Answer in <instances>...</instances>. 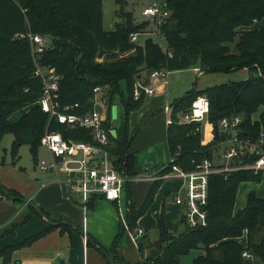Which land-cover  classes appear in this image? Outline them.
Returning <instances> with one entry per match:
<instances>
[{"label": "trees", "instance_id": "trees-1", "mask_svg": "<svg viewBox=\"0 0 264 264\" xmlns=\"http://www.w3.org/2000/svg\"><path fill=\"white\" fill-rule=\"evenodd\" d=\"M116 3L119 5L116 14L121 20L106 29L103 0H0V142L7 133L13 134L10 152L14 163L19 160V149L24 144L29 145L33 159L38 162L41 139L47 130L60 131L66 139L94 143L90 130L73 129L51 119L38 104L43 86L35 76V59L27 38L30 33L51 40L39 60L61 75L59 94L64 106L78 103L77 113L92 110L94 88L100 86L107 99L105 126L109 128L110 111L117 101L120 103L124 119L116 128L117 138L111 136L108 147L113 164L120 171L136 173L135 157L130 152L133 136L129 119L143 105L145 95L135 99L134 86L137 81L148 82L157 69L173 71L199 64L206 73H231L245 68L251 73L247 79L200 90L194 85L172 101L168 144L174 160L169 164L192 170L194 161L214 159L216 146L228 137L219 124L225 116L241 114L243 135L258 140L264 133V26H252L264 18V0H160L168 15L158 26L150 19L137 21L134 13L125 8L127 0ZM133 33L138 35L135 42L131 40ZM154 34L165 38L166 48L153 38ZM142 35L146 37L141 41ZM101 49L108 52L99 59ZM202 94L210 102L209 121L214 132L210 142H204L200 123L179 122L180 115L188 112ZM22 108H26L22 116L11 121L12 114ZM256 157L240 154L239 158L248 163ZM169 170L168 167L165 171ZM263 172L239 169L210 175L206 225L192 227L183 219V230L171 232L163 207L156 213L159 237L154 241L147 234L137 238L142 255L139 264H181L182 258L195 249L202 253L188 264H264V197L250 191L246 205L235 210L241 183L260 182ZM159 184V180L152 184L139 207L128 192L127 219L135 234L137 222L151 206ZM0 190L21 197L15 189L0 185ZM97 198L93 196L89 205ZM35 214L39 212L30 206L25 219L14 224L10 232L25 226ZM58 227L62 232L72 229L61 222ZM54 228L50 224L19 245ZM124 231L121 225L108 249L113 252L116 264ZM245 236L246 244L241 241ZM19 245L5 247L0 256L9 261L10 253ZM245 250L250 253L249 258L243 256Z\"/></svg>", "mask_w": 264, "mask_h": 264}, {"label": "crops", "instance_id": "crops-1", "mask_svg": "<svg viewBox=\"0 0 264 264\" xmlns=\"http://www.w3.org/2000/svg\"><path fill=\"white\" fill-rule=\"evenodd\" d=\"M262 26H264V18L255 21L254 27ZM194 74L196 80L193 84L196 82L197 88H204L216 85L213 84L216 81L247 79L250 71L241 69L225 73L223 76L221 73L203 76L200 84V76L195 72ZM172 77L174 81L168 80L166 84L161 83L160 80L156 81V94L145 95L143 105L130 115L129 130L130 136H133L130 152L135 157L134 171L136 172L132 175L154 176L163 173L165 171L163 166L171 160L168 144L171 113L167 112L165 107L180 97L187 86H191L189 80L180 82L179 74H174ZM21 116L20 113L15 118L12 114L10 120L17 121ZM207 124V128L205 130L202 128V132L203 137L210 141L212 126L210 121ZM10 157L7 159L5 155H0V185L15 189L21 197L10 196L7 192L0 190V250L7 246L22 244L25 240L45 230L50 225L49 221L57 225H53L54 229L29 243L16 247L10 253L9 261L0 256V264H60L61 259L64 260V264H112L106 253L111 257L114 255L108 249H111L120 226L123 225L121 224L123 219L128 218L129 190L131 199L139 207L147 198L156 180H159L160 184L154 200L146 213L139 218L138 226L146 230L145 234H151L150 231L156 228V213L161 212L163 207L166 213V223L171 232L176 231L175 228L183 220V212L181 213L183 207L175 202V196L183 188L181 179L158 177L154 180L133 181L127 185L126 193H123L120 200H108L100 196L92 205L88 204L86 207L78 201L79 198L73 194L70 185L57 179L58 177L65 178V174L62 176L61 173L40 171L37 162L36 165L40 172H30L21 168L18 162L14 163L12 154ZM214 160L222 163L224 157L214 154ZM250 191H255L258 196L264 197V175L260 182L241 183L235 210L242 209L246 205ZM28 203L40 208L44 216L40 213L35 214L25 226L16 229L14 233L10 232L14 224L21 223L30 212ZM60 222L71 226L72 229L62 232L58 227ZM243 238L241 241L246 240V236ZM118 255V264H139L142 261V255L132 231L125 230L121 236Z\"/></svg>", "mask_w": 264, "mask_h": 264}, {"label": "built area", "instance_id": "built-area-1", "mask_svg": "<svg viewBox=\"0 0 264 264\" xmlns=\"http://www.w3.org/2000/svg\"><path fill=\"white\" fill-rule=\"evenodd\" d=\"M143 14L149 16L151 22L156 26L160 25L168 15V11L160 2L145 7ZM137 33L131 35L133 42L137 41ZM31 50L35 59V76L40 79L43 92L38 100L40 107L49 114L51 119L68 125L70 128H84L90 130L94 143L89 141H76L66 139L60 131L47 130L41 139V145L45 146L50 154V159L38 160L37 165L43 172L51 171L57 174L63 172L65 178L59 181L66 182L71 186L73 194L78 196V201L86 206L93 196H103L108 200H120L129 183L142 179L156 178H178L183 181L185 195L182 190L175 196L177 205L183 207V219L186 224L192 227L206 225V206L209 198V181L212 174H227L234 170L251 169L254 172L264 171V133L261 132L257 141H252L243 135V116L233 114L223 117L219 124L220 128L228 134L226 140L219 143L220 146H227L222 156L224 162L217 163L214 159L203 158L194 161L195 167L192 170L181 168L175 163L163 166L171 170L158 176L149 174H128L118 170L113 164V158L108 150L111 144V136L117 138L116 127L111 120V127L107 128V99L104 98V90L98 86L94 88V107L85 113H77L78 103L64 106L60 100L59 85L61 75L42 63L39 59L50 46L51 40L41 34L30 33L27 35ZM197 70V69H196ZM168 70H154L148 82L137 81L133 95L140 99L143 94L153 96L156 94V81L166 84ZM156 85V86H155ZM101 106V110L97 109ZM165 110L172 112L171 104L166 105ZM210 114V102L207 96L200 95L192 103L188 112L182 114V122H202L208 119ZM172 118L169 120V124ZM218 145V146H219ZM256 155L257 157L248 163L240 160V154ZM215 154V153H214ZM239 159V160H238ZM174 158H171V162ZM149 168V167H148ZM122 222V221H121ZM125 230L132 231L136 242L137 238L144 235L146 230L142 227L136 228V234L130 228L128 219H123ZM138 245V243H137ZM243 256L249 258L250 253L245 250Z\"/></svg>", "mask_w": 264, "mask_h": 264}, {"label": "rangeland", "instance_id": "rangeland-1", "mask_svg": "<svg viewBox=\"0 0 264 264\" xmlns=\"http://www.w3.org/2000/svg\"><path fill=\"white\" fill-rule=\"evenodd\" d=\"M155 2H160V0H127V4H126L125 8H126V10H130V11H132L134 13V17H135V19L137 21H143V20H146V19L150 18L149 16L143 14L144 8L154 4ZM102 5H103V24H104V27L106 29H110V28L113 27V25L117 21L121 20L120 17H118L117 14H116L117 10L119 9V5L116 3V0H103V4ZM150 24H151V22H150ZM252 27H254V25ZM145 37H146L145 35H142L140 40L141 41L144 40ZM153 38L163 48H166L167 43H166V40H165V38L163 36H161L160 34H154ZM245 69H247V68H245ZM194 72L200 76L199 77L200 78L199 79V84L202 81V77L203 76H208V75H211V74L212 75L215 74V73H206V72H204L201 69L200 65L197 64L196 66H193L192 68L190 67V68H185V69H181V70L169 71L168 72V76H167V81L168 80L170 82L174 81V79L172 77L174 74H179L180 82H184V81H188L189 80L191 82V86H187V88H185L184 92L180 95V96H182L188 91V89L190 90L195 85V84H193V81L196 80ZM223 74H225V73H221V76H223ZM230 81H239V80H230ZM230 81H227V82H230ZM227 82L216 81L213 84L217 85V84L227 83ZM206 87H208V86H206ZM206 87H204V88H206ZM204 88H197V89L200 90V89H204ZM202 95H204V94H202ZM25 109L26 108H22V109H20V110H18L16 112H14L13 116L16 118L20 113L23 114L25 112ZM107 112H109V109H107ZM110 113H111V118H112V121H113V125H114V127L117 128L118 126H120V124L123 122V119H124L122 107H121V105H120V103L118 101L112 107ZM181 115H180L179 122L183 121ZM255 116H257V115L255 114ZM207 120L204 119L202 122H198V123H200L202 125L201 127L204 130L208 126ZM185 122H187V121H185ZM189 122H191V121H189ZM211 126H212V128H211V132L210 133L212 134V139H213L214 132H213L212 123H211ZM116 128H115V130H116ZM202 134H203V132H202ZM205 139L206 138H203V140H205ZM12 140H13V134L7 133L3 137L2 141L0 142V155H2V154H3V156L5 155L7 159L11 158L10 157L11 156L10 148H11ZM210 141H209L208 138L205 140V142H210ZM218 145L216 146L215 156H216V154L217 155H219V154L222 155L223 152H224V149L227 147V146H220V145L218 146ZM19 154H20V158H19V160L17 162H18V165L21 168L27 169L30 172H40L41 171L40 169H39L40 171L38 170V167L36 165L35 160L33 159V156H32V153L30 151V148H29L28 144H24V145H22L20 147ZM177 154H178V152H177ZM246 154L248 156H250V154H248V152ZM49 156H50V154H49L48 150L45 148V146L41 145L40 148H39V151H38V160H41L43 158H45V159L49 158ZM60 173H61L62 176H64L63 172H60ZM163 173H165V171H163ZM163 173H159L158 176L162 175ZM240 194H242V193H240ZM182 195H185V193L182 192ZM125 196H126V194H125ZM126 198H127V196H126ZM124 210H125V207H124ZM182 212H183V209H182L181 213ZM182 229H183V224L179 223L177 228H175L176 231H174V232L175 233L176 232H180V231H182ZM150 232H152V233L149 234L148 237H147L148 239H150V241H154V240H156L159 237V232H158L157 228H153ZM126 233H128V232H126ZM244 244H246V240H245ZM201 253H202V251L199 250V249H195V250L191 251L188 255H185L182 258L181 264L190 263L194 257H196L197 255H199Z\"/></svg>", "mask_w": 264, "mask_h": 264}, {"label": "water", "instance_id": "water-1", "mask_svg": "<svg viewBox=\"0 0 264 264\" xmlns=\"http://www.w3.org/2000/svg\"><path fill=\"white\" fill-rule=\"evenodd\" d=\"M107 52H108L107 50H105V49H101L100 52H99V54H98V58H99V59H102L103 56H104ZM97 109L101 110V106H100V105H97ZM28 204H29V206L34 207V208H35V209H36L41 215H44L43 211H42L40 208H38V207L35 206L34 204H31V203H28ZM49 224H51V225H57L56 223H53V222H51V221H49ZM106 255H107V257L109 258V260L112 262V264H115V262H114V260L112 259V257H111L108 253H106ZM60 264H64V260H63V259L60 260Z\"/></svg>", "mask_w": 264, "mask_h": 264}]
</instances>
